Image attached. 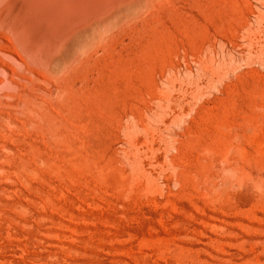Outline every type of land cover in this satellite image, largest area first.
Instances as JSON below:
<instances>
[{
    "label": "rangeland",
    "instance_id": "rangeland-1",
    "mask_svg": "<svg viewBox=\"0 0 264 264\" xmlns=\"http://www.w3.org/2000/svg\"><path fill=\"white\" fill-rule=\"evenodd\" d=\"M8 20L0 264H264V0H151L52 72Z\"/></svg>",
    "mask_w": 264,
    "mask_h": 264
},
{
    "label": "bare ground",
    "instance_id": "bare-ground-1",
    "mask_svg": "<svg viewBox=\"0 0 264 264\" xmlns=\"http://www.w3.org/2000/svg\"><path fill=\"white\" fill-rule=\"evenodd\" d=\"M150 1L2 0L0 13L9 19L7 24L17 36L19 47L33 56H39L40 60L37 58L36 62L41 61L46 65L47 68L38 63L45 67L46 72L49 66L66 68L67 65L75 64L103 36H108L109 32L120 29L141 14ZM0 49V56L3 54L4 58L9 57L16 62L17 59L10 50ZM59 68L58 70H63ZM0 70H4L1 65ZM48 71L52 72L50 69Z\"/></svg>",
    "mask_w": 264,
    "mask_h": 264
}]
</instances>
